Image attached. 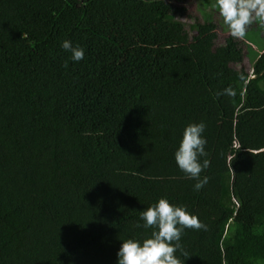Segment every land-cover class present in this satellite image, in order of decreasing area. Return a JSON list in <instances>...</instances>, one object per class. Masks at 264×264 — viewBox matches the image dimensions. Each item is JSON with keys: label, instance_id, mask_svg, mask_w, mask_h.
Returning a JSON list of instances; mask_svg holds the SVG:
<instances>
[{"label": "trees", "instance_id": "1", "mask_svg": "<svg viewBox=\"0 0 264 264\" xmlns=\"http://www.w3.org/2000/svg\"><path fill=\"white\" fill-rule=\"evenodd\" d=\"M182 3L0 0V264H116L161 198L204 225L181 264H264V46L243 42L247 73L236 38L215 46L218 25ZM200 122L194 191L174 152Z\"/></svg>", "mask_w": 264, "mask_h": 264}, {"label": "clouds", "instance_id": "2", "mask_svg": "<svg viewBox=\"0 0 264 264\" xmlns=\"http://www.w3.org/2000/svg\"><path fill=\"white\" fill-rule=\"evenodd\" d=\"M213 7L232 37L243 38L247 26L253 22L264 25V0H215ZM60 47L70 54L72 62L84 59L83 47L73 46L68 40L62 41ZM220 95L234 96L235 92L225 88L216 93L217 97ZM205 127L203 122L187 125L174 152L175 164L184 178L196 181L194 191H199L208 179L200 177V173L208 166V161L201 159L207 155V142L203 136ZM139 221L142 223H138L137 227L152 229L150 237L143 241L131 238L121 241L116 252V264H181L175 253L180 251L186 255L180 242L182 233L185 229L198 230L204 227L185 207L170 205L164 198L140 211Z\"/></svg>", "mask_w": 264, "mask_h": 264}, {"label": "rangeland", "instance_id": "3", "mask_svg": "<svg viewBox=\"0 0 264 264\" xmlns=\"http://www.w3.org/2000/svg\"><path fill=\"white\" fill-rule=\"evenodd\" d=\"M202 1L203 0H183L182 4L186 7L187 14L191 18L188 19L185 17L184 21L187 23H191L193 19H198V22H202L204 20L202 14L205 12L207 15L210 16L212 22L216 26L218 25V29L215 30L217 34L215 46L221 45L228 35L227 28L223 25L222 19L218 16L217 10L212 5L214 0H206V2H208L206 7L202 5ZM181 19H183V17ZM192 35H195V33L190 32L189 36L191 37ZM249 38H253L254 41L251 42ZM236 40L238 41L240 47L244 52L243 62L240 66L244 67L247 73L252 74V68L250 63L251 61L247 58L245 54L246 51L243 42L246 43L247 41H250L251 49H254L255 52H259L260 49L264 46V25H260L258 21L253 22L251 25L247 26L245 36L243 38H236ZM240 66L234 65L235 68H239Z\"/></svg>", "mask_w": 264, "mask_h": 264}]
</instances>
